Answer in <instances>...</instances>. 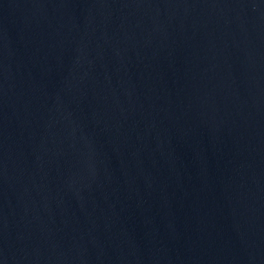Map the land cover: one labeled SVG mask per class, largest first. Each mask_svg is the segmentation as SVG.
<instances>
[{
    "label": "water",
    "instance_id": "obj_1",
    "mask_svg": "<svg viewBox=\"0 0 264 264\" xmlns=\"http://www.w3.org/2000/svg\"><path fill=\"white\" fill-rule=\"evenodd\" d=\"M0 264H264V0H0Z\"/></svg>",
    "mask_w": 264,
    "mask_h": 264
}]
</instances>
